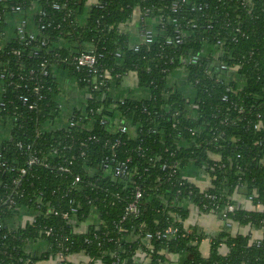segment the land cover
I'll return each instance as SVG.
<instances>
[{"label":"trees","instance_id":"16d2710c","mask_svg":"<svg viewBox=\"0 0 264 264\" xmlns=\"http://www.w3.org/2000/svg\"><path fill=\"white\" fill-rule=\"evenodd\" d=\"M135 8L147 12L150 43L126 27ZM18 14L31 15L32 28L24 27L32 38L6 36L7 20ZM177 34L180 43H166ZM87 51L108 75L62 115L59 74L74 79L78 92L86 89L93 77L72 57ZM132 71L146 94L114 98L112 82ZM178 73L182 84L170 82ZM0 89L1 114L11 118L10 136L0 142L7 163L0 168V264H34L59 251L83 253L88 264H164L168 255L179 264H264V128H253L257 114L264 119V1L0 0ZM121 125L134 132L122 133ZM106 155L129 157L128 173L103 171ZM31 157L37 162L28 163ZM197 170L211 176L206 188L187 177ZM136 187L142 196L130 213ZM235 192L262 205L225 211L250 231L185 226L191 206L220 219ZM167 227L176 229L171 237L156 234ZM38 241L46 244L40 253L29 247Z\"/></svg>","mask_w":264,"mask_h":264},{"label":"crops","instance_id":"0c3cea01","mask_svg":"<svg viewBox=\"0 0 264 264\" xmlns=\"http://www.w3.org/2000/svg\"><path fill=\"white\" fill-rule=\"evenodd\" d=\"M21 14H18V16L14 18H9L7 20L6 24V36L7 37H13L16 33V28L18 24L21 23V21L25 20L24 18H21ZM13 19V20H12ZM31 15L28 14V17L24 21V25L27 27V30L31 29L32 27L29 25L32 23ZM19 20V22H18ZM146 20V19H144ZM132 29L133 34H140L142 32V25H141V16L138 12H135V16L132 17L131 22L129 26H126ZM180 74L178 75L173 74L170 77V82H181L184 78H179ZM58 82H61L62 84L59 83V89L61 92L57 95L56 100L60 104L62 115H65L66 112L72 111L73 108L79 107L82 98V92H78L75 84V80L71 79L68 77V75L64 72L61 71L59 74ZM180 86V85H179ZM181 87V86H180ZM181 89H184V87H181ZM110 94L116 98L120 99L125 96H135V97H142L144 96L145 90H142V88L137 86L136 80H135V74L134 73H128L127 75L123 76L119 82L113 81L112 86L110 89ZM191 92V91H190ZM72 95H71V94ZM0 94H1V89H0ZM188 95H191L192 93H187ZM69 95L73 96L74 98L71 99L68 97ZM10 127H11V118L8 117H3L1 114V108H0V142H2L4 139L9 138L10 136ZM132 132H134V128H131ZM191 180H193L200 188H206L209 186V178L202 174L200 170L196 171V174L189 175L187 176ZM235 200L239 202L244 201V196L242 194H235L234 195ZM246 208L252 209L254 208L252 203L247 202L245 205ZM190 215L185 221V226L191 227V226H198L204 231L210 233V234H216L220 232L223 227L224 223L221 219H219L218 215L214 212H201L198 207L196 206H191L190 207ZM95 214L92 213L90 216V220L94 222L96 220ZM27 218H30L29 215H24L21 217V220L23 221ZM87 222L85 224L83 223L81 225L80 230H84L86 227ZM230 232L234 233L236 231H241L244 233H247L249 228L247 226H240L237 225L236 223H232L231 226L229 227ZM251 240L255 241L259 238L260 232L259 230L252 228L250 232ZM46 244L45 242L38 241L35 244H32V246H29L33 250L37 249V253H40L45 250ZM200 252L203 256H207L210 251V239L204 238L201 243H200ZM221 253L226 252L225 246L222 244L220 248ZM136 257L139 261L146 262V259L144 258V255L141 252H137ZM67 263L69 264H88L90 261V258L87 257L83 253H73L67 256ZM179 256L175 255H168V262H165L164 264H179ZM34 264H56L55 259L48 258V259H43L40 260Z\"/></svg>","mask_w":264,"mask_h":264},{"label":"built area","instance_id":"2783aa9c","mask_svg":"<svg viewBox=\"0 0 264 264\" xmlns=\"http://www.w3.org/2000/svg\"><path fill=\"white\" fill-rule=\"evenodd\" d=\"M236 1H239L240 3H242L244 5H252L254 2L264 1V0H236ZM176 6H177V3L174 2L173 6H172V9L176 10ZM54 7L58 8L59 6L57 4H55ZM15 9L18 11L19 8L16 7ZM135 12H138L140 14V16H141V25H142V27H141L142 32H141V35H140L141 40H143L145 43L152 42L153 41V36H152L151 30L148 29V28L147 29L143 28V22H144V19H145L144 15H147V12H142L139 8H135L134 11H133L132 17L135 16ZM41 27L43 28V26H41ZM16 32L21 38H25V35L28 36L29 38L33 37V34L30 33V31L26 32V29L24 27V20L21 21L20 24H18V26L16 28ZM181 40H182L181 36L179 34H177L174 39H171V38L166 39V43H168V44L169 43H180ZM133 48L135 50H137L138 49L137 44L133 45ZM196 59H197L196 56H192V58L190 57L189 61L191 63L192 62L194 63L196 61ZM72 63H74V65L76 66L77 69H82V68L86 69L87 72L90 74L91 78L93 77V82L90 83V85L86 89H84L82 91V96H84V97L86 95H90L89 94L90 90L94 91V90L98 89L99 86L102 85L101 79L108 75L107 72L102 73L101 71L98 70V68L96 67L97 56L92 51L80 52L79 54L74 55L72 57ZM219 66H220L221 69L226 68V65H224V64H220ZM44 73H46V72H44ZM130 73H134V72L132 71ZM38 91H39V87H34V92H38ZM84 97L82 98V102H84ZM19 99L22 100L23 103H28L29 104V108H33L34 107V102H30L29 101L28 95H19ZM226 99L227 98L225 96L222 97V100H226ZM101 123H105V121L101 120ZM74 124L75 123L72 122V121L69 122L70 126H73ZM253 128L256 129V130L264 128V119H262L260 114H257V121L253 124ZM120 131L122 133H126L127 132L128 134H132V132H129V127H127L126 125H121L120 126ZM178 144H179V142H178ZM113 145H115V143ZM237 156H239V155L237 154ZM213 159L219 161L220 157H219L218 154H214L213 155ZM129 160H130V158L127 157V158H122L119 161L118 159H116L114 157V155L111 156V157L106 155L103 158H101V160H100L98 165H100V168L103 171H106V172H109V173L111 172L114 176H125L128 173V171L130 170V168H129ZM36 162H37V158H35V157H31L28 160V163H30V164L36 163ZM6 166H7V163L4 160L1 159V155H0V168L3 169ZM164 167H165V165H163V168ZM21 171L24 173V170L21 169ZM202 174L206 175L209 178V182H210L211 176L208 173H206V172H202ZM80 179H81L80 175H76L74 177L73 181H72V184L75 185V186L78 185ZM201 189H203V188H201ZM235 194H238V193L235 192L233 194L232 199H234V201H232L230 203H227L224 206V208L222 209V211H220V212H222V216L220 217V219L223 221L224 225L228 226V227L231 226L232 222L225 216V211H230V210H233V209H235L237 207L246 208L245 205L247 204V202L252 203V196L253 195L244 196V201L243 202H239V201L235 200V197H234ZM141 196H142L141 189L139 187H136L135 191L133 193L132 201H130L127 204V206H126V211H128L130 213H137V211H138V203H139V200H140ZM252 205L254 207L252 209L262 208L261 204H258V205L252 204ZM72 210L74 211L75 208H72ZM64 216H67V214L64 213ZM82 224L83 223H80L77 226V229L81 228ZM84 224H85V222H84ZM175 230H176L175 228L167 227V228L164 229V231H157L156 234L158 236L160 235L162 237H169V236L171 237V235L174 234ZM80 231H83V230H80ZM46 233H48V231ZM149 237H151V234L150 233H145L143 239H145V240L147 239L148 240V239H150ZM67 256L64 255L60 251L57 252L56 257H55L56 264H67V259H66Z\"/></svg>","mask_w":264,"mask_h":264},{"label":"flooded vegetation","instance_id":"af4514ba","mask_svg":"<svg viewBox=\"0 0 264 264\" xmlns=\"http://www.w3.org/2000/svg\"><path fill=\"white\" fill-rule=\"evenodd\" d=\"M71 94V93H70ZM72 95V94H71ZM71 95H69L68 97H70L71 99H73L74 97L73 96H71Z\"/></svg>","mask_w":264,"mask_h":264},{"label":"water","instance_id":"95a60500","mask_svg":"<svg viewBox=\"0 0 264 264\" xmlns=\"http://www.w3.org/2000/svg\"><path fill=\"white\" fill-rule=\"evenodd\" d=\"M89 95H86V98L88 97Z\"/></svg>","mask_w":264,"mask_h":264},{"label":"rangeland","instance_id":"374dc122","mask_svg":"<svg viewBox=\"0 0 264 264\" xmlns=\"http://www.w3.org/2000/svg\"><path fill=\"white\" fill-rule=\"evenodd\" d=\"M60 84H62L61 82H59Z\"/></svg>","mask_w":264,"mask_h":264}]
</instances>
